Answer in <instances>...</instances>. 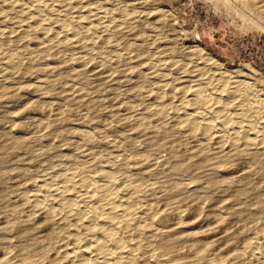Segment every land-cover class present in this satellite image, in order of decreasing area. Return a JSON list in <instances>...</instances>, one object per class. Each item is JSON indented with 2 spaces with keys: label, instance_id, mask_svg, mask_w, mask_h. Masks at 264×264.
<instances>
[{
  "label": "rangeland",
  "instance_id": "obj_1",
  "mask_svg": "<svg viewBox=\"0 0 264 264\" xmlns=\"http://www.w3.org/2000/svg\"><path fill=\"white\" fill-rule=\"evenodd\" d=\"M106 233L112 264H264V0H0V264Z\"/></svg>",
  "mask_w": 264,
  "mask_h": 264
},
{
  "label": "bare ground",
  "instance_id": "obj_2",
  "mask_svg": "<svg viewBox=\"0 0 264 264\" xmlns=\"http://www.w3.org/2000/svg\"><path fill=\"white\" fill-rule=\"evenodd\" d=\"M204 122H205L204 125H206V127H207L206 129L207 130L209 129V131H212V132L215 130V127L218 126L215 124V120L212 121L211 119L210 120L206 119V121H204ZM36 205L34 207V210H36L37 212H40V213L46 212L45 206H40V205L36 206ZM112 226H113V224H112ZM112 241H115L113 236L106 233L103 236V239L101 242H94V243L89 242V243L85 244L83 247H81L79 249V251H78L79 255L77 256V254L75 253L76 257L75 256L71 257L69 259V261L72 264H112L114 259H115V257H114V246L117 245L116 242L113 243ZM66 249H69V248H66ZM263 256H264V249L256 246L252 250H250L248 253H245V254H242L241 256H239L238 259L239 260H250V261L257 262V261H260L263 258Z\"/></svg>",
  "mask_w": 264,
  "mask_h": 264
}]
</instances>
